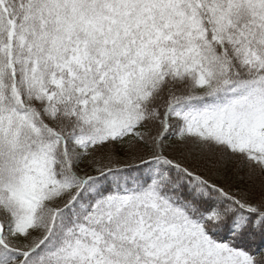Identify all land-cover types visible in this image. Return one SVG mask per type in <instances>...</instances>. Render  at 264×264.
Instances as JSON below:
<instances>
[{
    "label": "snow or ice",
    "instance_id": "obj_1",
    "mask_svg": "<svg viewBox=\"0 0 264 264\" xmlns=\"http://www.w3.org/2000/svg\"><path fill=\"white\" fill-rule=\"evenodd\" d=\"M0 264H264V0H0Z\"/></svg>",
    "mask_w": 264,
    "mask_h": 264
}]
</instances>
